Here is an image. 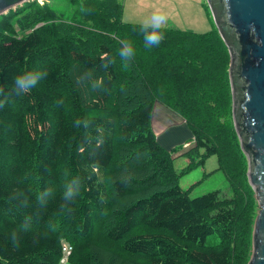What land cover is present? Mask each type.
<instances>
[{
    "label": "trees",
    "instance_id": "1",
    "mask_svg": "<svg viewBox=\"0 0 264 264\" xmlns=\"http://www.w3.org/2000/svg\"><path fill=\"white\" fill-rule=\"evenodd\" d=\"M78 1L80 22L52 23L36 4L17 15L31 32L0 41V87L25 71L48 72L0 109V264H60L65 241L69 264H248L258 202L234 124L231 55L217 28H165L148 49L140 24L123 22L121 0ZM121 40L136 50L127 67ZM88 71L104 89L78 82ZM156 103L185 120L190 150L159 144ZM212 156L228 191L191 197L194 186L184 190L180 176ZM180 157L190 162L177 173ZM76 176L80 194L65 206L64 185ZM46 189L53 194L41 206Z\"/></svg>",
    "mask_w": 264,
    "mask_h": 264
},
{
    "label": "water",
    "instance_id": "2",
    "mask_svg": "<svg viewBox=\"0 0 264 264\" xmlns=\"http://www.w3.org/2000/svg\"><path fill=\"white\" fill-rule=\"evenodd\" d=\"M28 1L0 0V15ZM207 4L231 55L234 124L259 208L248 264H264V0H207Z\"/></svg>",
    "mask_w": 264,
    "mask_h": 264
},
{
    "label": "rangeland",
    "instance_id": "3",
    "mask_svg": "<svg viewBox=\"0 0 264 264\" xmlns=\"http://www.w3.org/2000/svg\"><path fill=\"white\" fill-rule=\"evenodd\" d=\"M121 3L123 5L122 19L126 23L140 24L144 18L153 12L162 11L168 17L166 28L194 33H207L216 29L207 0H121ZM36 4L45 8L44 15L50 17V21L54 19L52 23L53 21H60L73 24L80 22V18H82L79 12L78 0H30L0 15V41H9L31 32V30H25L21 26L17 15L26 7L36 6ZM42 25L40 24L36 28ZM193 145L192 142L184 150H190ZM185 151H182V153H185ZM187 159L186 157L176 159L174 168L177 173L188 166L190 160ZM216 159L215 156L209 157L203 166L180 176V184L184 190H189L191 186H194L191 190V197H198L214 190H221L223 194L228 191V183L224 173L216 171L218 167ZM257 210L259 211V208ZM64 244L71 246L66 241ZM252 255L253 245L249 261ZM135 264H145V262L142 258H137Z\"/></svg>",
    "mask_w": 264,
    "mask_h": 264
},
{
    "label": "clouds",
    "instance_id": "4",
    "mask_svg": "<svg viewBox=\"0 0 264 264\" xmlns=\"http://www.w3.org/2000/svg\"><path fill=\"white\" fill-rule=\"evenodd\" d=\"M167 15L162 11H155L151 15L144 18L140 25L139 30L143 36L144 46L148 49L158 47L165 38V28L167 24ZM120 59L125 62V67L130 63L136 55V50L133 44L128 40L120 41ZM111 61H105L102 63L101 67L105 70L110 66ZM48 76L47 70L40 71H25L22 74L17 75L12 83L10 89H5L0 87V109L4 108L12 97L22 96L29 93L33 88H35L42 80L46 79ZM78 82L89 85L93 90L104 89V79L103 77H95L92 71L83 73L77 78ZM58 103H63L59 101ZM76 126L79 127L83 124L85 127L88 126L87 120L77 119L75 122ZM82 187V180L79 176H76L65 183L62 200L65 202V206L73 203L75 198L80 194ZM52 190L46 189L39 193L37 197V202L43 206L48 202V198L52 196ZM13 239L15 240V234H13Z\"/></svg>",
    "mask_w": 264,
    "mask_h": 264
},
{
    "label": "crops",
    "instance_id": "5",
    "mask_svg": "<svg viewBox=\"0 0 264 264\" xmlns=\"http://www.w3.org/2000/svg\"><path fill=\"white\" fill-rule=\"evenodd\" d=\"M151 126L159 144L168 150L187 147L194 141L183 118L161 103L153 107Z\"/></svg>",
    "mask_w": 264,
    "mask_h": 264
},
{
    "label": "built area",
    "instance_id": "6",
    "mask_svg": "<svg viewBox=\"0 0 264 264\" xmlns=\"http://www.w3.org/2000/svg\"><path fill=\"white\" fill-rule=\"evenodd\" d=\"M63 257L60 261V264H69V259L70 256L72 254L73 248L72 246L68 245V244H63Z\"/></svg>",
    "mask_w": 264,
    "mask_h": 264
}]
</instances>
